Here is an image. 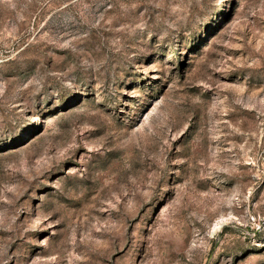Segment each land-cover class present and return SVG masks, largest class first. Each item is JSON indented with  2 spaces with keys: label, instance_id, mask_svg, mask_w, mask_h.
Instances as JSON below:
<instances>
[{
  "label": "rangeland",
  "instance_id": "obj_1",
  "mask_svg": "<svg viewBox=\"0 0 264 264\" xmlns=\"http://www.w3.org/2000/svg\"><path fill=\"white\" fill-rule=\"evenodd\" d=\"M0 264H264V0H0Z\"/></svg>",
  "mask_w": 264,
  "mask_h": 264
}]
</instances>
